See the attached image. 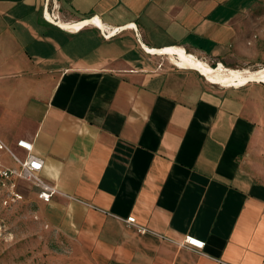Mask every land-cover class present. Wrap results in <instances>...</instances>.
<instances>
[{
	"label": "crops",
	"instance_id": "obj_1",
	"mask_svg": "<svg viewBox=\"0 0 264 264\" xmlns=\"http://www.w3.org/2000/svg\"><path fill=\"white\" fill-rule=\"evenodd\" d=\"M227 1L0 0V137L22 159L18 141L34 143L58 191L50 202L34 191L41 217L104 264H264V93L181 80L143 49L240 50ZM47 9L120 32L65 29ZM186 235L205 248L171 242Z\"/></svg>",
	"mask_w": 264,
	"mask_h": 264
},
{
	"label": "rangeland",
	"instance_id": "obj_2",
	"mask_svg": "<svg viewBox=\"0 0 264 264\" xmlns=\"http://www.w3.org/2000/svg\"><path fill=\"white\" fill-rule=\"evenodd\" d=\"M227 4H231L234 15L239 14L238 22L245 33L241 49L235 48L217 59L199 57L213 66H217L219 62L230 68L251 70L264 66V0H228ZM55 7L56 4L53 3L50 9L53 11ZM125 38H128L126 34L120 35L111 44H118ZM146 55L152 68L174 74L181 80L191 79L196 84L211 89H235L210 83L197 71L182 70L167 56ZM242 89L245 93L257 90L264 93V83H250ZM8 131L0 121V134ZM1 159L7 166L16 165L6 152L2 153ZM34 191L30 184H24L26 199L22 204L10 209L0 207V264H104V259L92 244L72 239L64 231L48 226L41 217L45 204L40 200L36 201ZM171 242L184 247L178 240Z\"/></svg>",
	"mask_w": 264,
	"mask_h": 264
},
{
	"label": "built area",
	"instance_id": "obj_3",
	"mask_svg": "<svg viewBox=\"0 0 264 264\" xmlns=\"http://www.w3.org/2000/svg\"><path fill=\"white\" fill-rule=\"evenodd\" d=\"M117 31V33H119ZM107 37L106 34H104ZM108 38V37H107ZM18 145L27 150L28 156L22 159L15 153L9 145L0 137V207L10 209L11 207L22 204L25 201L24 193L19 189L20 181H27L37 192L40 199L50 202L53 196L58 192L55 186L50 185L42 176L44 169V159L34 151V143L26 139H20ZM3 152H6L16 164L7 166L1 159ZM125 222L130 227H135L140 233L149 231L146 227L140 225L135 216H129ZM184 247L203 250L206 242L193 235H186L181 241Z\"/></svg>",
	"mask_w": 264,
	"mask_h": 264
},
{
	"label": "bare ground",
	"instance_id": "obj_4",
	"mask_svg": "<svg viewBox=\"0 0 264 264\" xmlns=\"http://www.w3.org/2000/svg\"><path fill=\"white\" fill-rule=\"evenodd\" d=\"M45 14L51 22L65 29L80 30L85 27V25L93 23L99 25L105 31L108 38L116 35L117 31H119V29L106 31V26L100 17L69 22L63 20L58 14H53L49 9L46 10ZM133 27H135L134 24L128 25V28ZM143 49L151 55L167 56L178 68L197 71L210 83L222 87L241 88L250 83H264V66L256 70H251L249 68H230L223 62H219L217 66H213L205 59L188 51L185 47L177 45L153 48L144 44Z\"/></svg>",
	"mask_w": 264,
	"mask_h": 264
}]
</instances>
